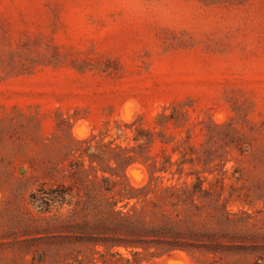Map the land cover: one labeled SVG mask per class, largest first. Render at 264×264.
Masks as SVG:
<instances>
[{
    "label": "rangeland",
    "instance_id": "obj_1",
    "mask_svg": "<svg viewBox=\"0 0 264 264\" xmlns=\"http://www.w3.org/2000/svg\"><path fill=\"white\" fill-rule=\"evenodd\" d=\"M0 264H264V0H0Z\"/></svg>",
    "mask_w": 264,
    "mask_h": 264
},
{
    "label": "bare ground",
    "instance_id": "obj_2",
    "mask_svg": "<svg viewBox=\"0 0 264 264\" xmlns=\"http://www.w3.org/2000/svg\"><path fill=\"white\" fill-rule=\"evenodd\" d=\"M127 119H128V117H127ZM132 168H133V167H132ZM132 168H131V169H132ZM134 168H135V167H134ZM129 169H130V168H129ZM132 170H133V169H132ZM136 170H138V169L136 168ZM136 170H135V171H136ZM128 172H130V171H128ZM128 174H129V173H128ZM182 254H183V253H182ZM173 258H174V257H173ZM167 260H168V259H167ZM178 261H179V260H178ZM186 261H187V259H186ZM187 262H188V261H187ZM181 263H182V261H181ZM183 263H184V262H183Z\"/></svg>",
    "mask_w": 264,
    "mask_h": 264
}]
</instances>
